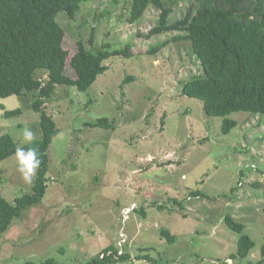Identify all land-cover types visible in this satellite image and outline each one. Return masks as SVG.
Masks as SVG:
<instances>
[{"label":"rangeland","instance_id":"obj_1","mask_svg":"<svg viewBox=\"0 0 264 264\" xmlns=\"http://www.w3.org/2000/svg\"><path fill=\"white\" fill-rule=\"evenodd\" d=\"M131 1H91L73 20L57 16L66 28L69 57L76 39L86 40L92 29L96 49L130 44L132 55L106 60V72L87 92L57 86L46 101L45 111L60 130L48 151L46 194L0 234V264H86L117 246L121 233L132 253L116 264H152L136 259L140 248H152L144 254L159 264H257L264 258V118L232 113L228 118L237 126L222 135L221 118L206 116L201 101L179 95L181 85L201 73L189 41L146 55L172 34L143 36L156 23L153 8L133 25L126 23ZM171 1L178 2L173 22L189 2ZM67 74L75 77L69 66ZM128 77L133 82L125 83ZM37 78L45 81L46 75L38 72ZM35 97L0 99L5 111L21 110L5 118L0 109V137L10 135L19 146L41 138L39 114L31 109ZM101 117L115 129L86 125ZM35 175L26 153L5 160L0 196L14 203L30 194ZM198 191L204 197H196ZM159 204L165 208L158 210ZM226 215L242 223L255 244L245 259L236 255L239 235L227 229ZM161 230L177 242L168 245Z\"/></svg>","mask_w":264,"mask_h":264},{"label":"trees","instance_id":"obj_2","mask_svg":"<svg viewBox=\"0 0 264 264\" xmlns=\"http://www.w3.org/2000/svg\"><path fill=\"white\" fill-rule=\"evenodd\" d=\"M91 1L98 0H0V99L35 93L31 109L39 114L41 132L39 140L24 146H19L10 135L0 137V163L24 152L32 159L36 171L30 194L15 198L14 203L0 196V234L5 233L25 210L39 204L46 194L48 151L60 130L46 113L45 103L56 87H73L78 92H87L98 76L106 72V60L132 55L130 44L114 50L109 44H104L96 49L95 30L92 29L86 40L76 39V51L69 57L68 51L63 48L66 28L57 22V16L64 13L66 19L73 20L81 6ZM184 1H188L189 6L183 16L173 22H170V17L178 2L131 1L126 23L133 25L143 18L149 8H153L158 12L156 23L143 36L150 39L172 34L149 47L145 54L154 55L170 43L189 41L191 54L199 63L201 73L186 80L179 88V95L201 101L206 116L221 118L222 135H228L237 126L234 120L228 118L232 113H248L264 118V0ZM68 66L74 78L67 74ZM38 72L46 75L45 81L37 78ZM131 82L132 77L126 78L125 83ZM20 114L21 110L16 109L4 110L3 115L10 118ZM86 125L115 129L106 117ZM194 195L204 197L200 191ZM173 203L185 210L181 202L173 200ZM156 207L162 210L165 205ZM140 213L146 218L143 208ZM224 222L228 230L239 235L236 255L245 259L255 246L251 238L244 234L245 226L230 215L224 217ZM160 236L168 245L177 242V237L167 230H161ZM124 246L110 245L86 264H116L129 260L132 252ZM120 250L122 255L118 256ZM151 250L140 248L136 259L159 264L158 259L144 254ZM260 254L264 257V244ZM101 255L104 257L101 258ZM263 263L264 258L257 264ZM44 264L54 262L46 260Z\"/></svg>","mask_w":264,"mask_h":264},{"label":"built area","instance_id":"obj_3","mask_svg":"<svg viewBox=\"0 0 264 264\" xmlns=\"http://www.w3.org/2000/svg\"><path fill=\"white\" fill-rule=\"evenodd\" d=\"M119 237H120V242H119L118 246L121 248V245L123 243H125L126 239L124 240L125 235L123 233H121ZM109 254H108V256H109ZM120 255H122V250H120L119 253H118V256H120ZM103 257H104V255H101V258H103Z\"/></svg>","mask_w":264,"mask_h":264},{"label":"crops","instance_id":"obj_4","mask_svg":"<svg viewBox=\"0 0 264 264\" xmlns=\"http://www.w3.org/2000/svg\"><path fill=\"white\" fill-rule=\"evenodd\" d=\"M96 255H97V254H96ZM94 256H95V255H94ZM92 257H93V256H92ZM92 257H91V258H92ZM91 258H90V259H91Z\"/></svg>","mask_w":264,"mask_h":264}]
</instances>
